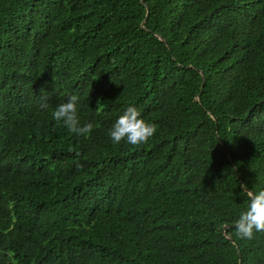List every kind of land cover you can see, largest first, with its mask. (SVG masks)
Masks as SVG:
<instances>
[{
	"label": "trees",
	"instance_id": "16d2710c",
	"mask_svg": "<svg viewBox=\"0 0 264 264\" xmlns=\"http://www.w3.org/2000/svg\"><path fill=\"white\" fill-rule=\"evenodd\" d=\"M72 95L88 136L52 118ZM130 106L157 133L116 145ZM244 184L264 190V0H0V264H264L232 227Z\"/></svg>",
	"mask_w": 264,
	"mask_h": 264
},
{
	"label": "clouds",
	"instance_id": "9594fccd",
	"mask_svg": "<svg viewBox=\"0 0 264 264\" xmlns=\"http://www.w3.org/2000/svg\"><path fill=\"white\" fill-rule=\"evenodd\" d=\"M40 108H49V95L41 90ZM79 97L72 95L66 102L61 103L52 111V118L65 126L71 133L79 136H88L93 131L94 125L90 122L81 123L78 112ZM103 104L98 102V109ZM157 133V126L154 123L141 118L140 111L130 106L121 115L109 130V136L116 145L122 142L131 146L146 144ZM242 195L247 197V206L240 212L238 218L233 222L232 227L237 238L240 240H251L256 233H264V190H249L247 185H241Z\"/></svg>",
	"mask_w": 264,
	"mask_h": 264
},
{
	"label": "water",
	"instance_id": "95a60500",
	"mask_svg": "<svg viewBox=\"0 0 264 264\" xmlns=\"http://www.w3.org/2000/svg\"><path fill=\"white\" fill-rule=\"evenodd\" d=\"M161 40H163V41H165L161 36H158ZM203 79H204V77H203ZM231 162H232V164H233V161L231 160ZM227 237H229V236H227Z\"/></svg>",
	"mask_w": 264,
	"mask_h": 264
}]
</instances>
